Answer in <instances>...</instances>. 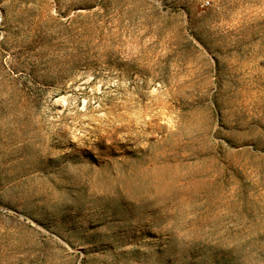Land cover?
I'll use <instances>...</instances> for the list:
<instances>
[{"label":"rangeland","instance_id":"1","mask_svg":"<svg viewBox=\"0 0 264 264\" xmlns=\"http://www.w3.org/2000/svg\"><path fill=\"white\" fill-rule=\"evenodd\" d=\"M0 264H264V0H0Z\"/></svg>","mask_w":264,"mask_h":264}]
</instances>
